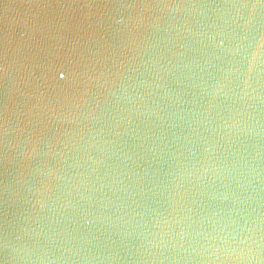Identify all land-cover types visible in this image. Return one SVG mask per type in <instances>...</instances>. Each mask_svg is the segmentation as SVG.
I'll list each match as a JSON object with an SVG mask.
<instances>
[{"label": "water", "instance_id": "water-1", "mask_svg": "<svg viewBox=\"0 0 264 264\" xmlns=\"http://www.w3.org/2000/svg\"><path fill=\"white\" fill-rule=\"evenodd\" d=\"M0 264H264V0H0Z\"/></svg>", "mask_w": 264, "mask_h": 264}]
</instances>
